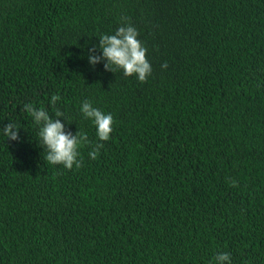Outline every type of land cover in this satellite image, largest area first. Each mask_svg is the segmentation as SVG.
I'll list each match as a JSON object with an SVG mask.
<instances>
[{"label":"trees","instance_id":"16d2710c","mask_svg":"<svg viewBox=\"0 0 264 264\" xmlns=\"http://www.w3.org/2000/svg\"><path fill=\"white\" fill-rule=\"evenodd\" d=\"M124 18L147 49L143 83L88 60ZM53 95L66 131L91 142L79 169L44 161L23 111L56 119ZM85 100L112 114L108 141ZM9 123L20 130L0 131V264H216L223 252L264 264V0H0Z\"/></svg>","mask_w":264,"mask_h":264},{"label":"clouds","instance_id":"9594fccd","mask_svg":"<svg viewBox=\"0 0 264 264\" xmlns=\"http://www.w3.org/2000/svg\"><path fill=\"white\" fill-rule=\"evenodd\" d=\"M138 36L137 29L127 22V18H124V23L114 34L101 35L98 46L93 45L88 50L89 63L95 66L101 61H106L104 63L106 71L115 73L117 70H122L124 76L135 75L141 83L146 82L151 75L152 67L146 58L147 49L138 39ZM97 47L102 55H95ZM162 67L166 68L167 63ZM60 99L59 95H53L50 101L56 119L51 118L49 111L44 107L37 108L32 103L24 104L23 111L32 117L34 123L39 126L38 136L41 148L45 151L44 161L51 165H62L68 170H71L73 166L79 169L82 166L81 160L78 159L80 156L79 149L90 145L91 142L88 140L87 134L81 130L75 134L66 131L64 123L59 119L64 117V113L55 107L56 102ZM80 112L85 119L92 121L99 141L110 139L114 122L112 114H105L88 100L82 102ZM19 130L20 128L14 123H9L0 129L7 139L13 141L19 139ZM103 146V143H97L89 152V157L95 160ZM232 186H236L234 180ZM214 260L216 264H231L230 253L227 252L217 253Z\"/></svg>","mask_w":264,"mask_h":264}]
</instances>
